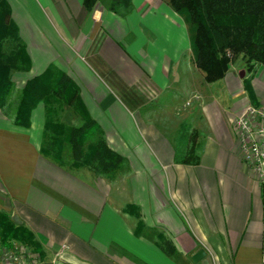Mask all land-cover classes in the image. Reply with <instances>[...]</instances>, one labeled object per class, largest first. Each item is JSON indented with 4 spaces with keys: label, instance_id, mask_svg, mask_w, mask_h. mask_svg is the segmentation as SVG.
<instances>
[{
    "label": "crops",
    "instance_id": "obj_1",
    "mask_svg": "<svg viewBox=\"0 0 264 264\" xmlns=\"http://www.w3.org/2000/svg\"><path fill=\"white\" fill-rule=\"evenodd\" d=\"M7 2L31 62L28 72L12 74L16 90L50 64L64 71L124 161L113 178L74 170L41 153L43 104L27 128L0 109V211L33 233L43 257L264 264V187L234 131L236 115L253 105L243 71L205 82L185 22L163 0H132L125 16L98 3L88 11L84 0ZM251 86L264 105V68ZM184 150L197 162L184 161ZM129 205L139 217L124 210ZM161 237L175 255L162 250ZM201 249L205 256L194 262Z\"/></svg>",
    "mask_w": 264,
    "mask_h": 264
},
{
    "label": "trees",
    "instance_id": "obj_2",
    "mask_svg": "<svg viewBox=\"0 0 264 264\" xmlns=\"http://www.w3.org/2000/svg\"><path fill=\"white\" fill-rule=\"evenodd\" d=\"M163 1L185 22L192 60L205 82L221 80L238 60L245 70L252 71L255 64L264 67V0ZM84 3L88 11L100 3L121 16L133 7L132 0H84ZM30 69V58L11 19L9 3L0 0V109L8 113L14 108V124L27 128L31 112L43 104L45 120L40 147L43 155L71 168H88L104 177L119 175L123 157L106 143L81 100L78 85L50 64L42 73L28 79L18 93L12 74ZM255 72L245 76L243 82L252 104L257 106L251 86ZM64 112L74 115L78 124L61 122ZM197 160L196 157L193 162ZM134 208V212L132 208L126 211L139 217L138 209ZM160 240L162 250L175 255L174 246L165 238ZM12 242L27 246L43 257L33 233L0 211V244L11 246Z\"/></svg>",
    "mask_w": 264,
    "mask_h": 264
},
{
    "label": "built area",
    "instance_id": "obj_3",
    "mask_svg": "<svg viewBox=\"0 0 264 264\" xmlns=\"http://www.w3.org/2000/svg\"><path fill=\"white\" fill-rule=\"evenodd\" d=\"M234 130L242 160L252 167L264 187V105H249L236 115ZM65 248L63 246V250ZM60 254L42 259L17 242H12L11 246L0 244V264H62Z\"/></svg>",
    "mask_w": 264,
    "mask_h": 264
},
{
    "label": "rangeland",
    "instance_id": "obj_4",
    "mask_svg": "<svg viewBox=\"0 0 264 264\" xmlns=\"http://www.w3.org/2000/svg\"><path fill=\"white\" fill-rule=\"evenodd\" d=\"M98 4H100V3H98ZM244 64H242L241 63V60H238L232 67H231V69H237V71L238 72H241V70L243 71V73H242V79L245 77V76H250L251 75V73H252V71L254 70H256V72H255V74H254V77H255V75H256V73L259 71V69H261V68H264V67H260L259 65H257V64H255L254 65V69H252V71H250V70H245V67L243 66ZM253 79V78H252ZM20 89H18L17 90V92L19 91ZM19 93V92H18ZM187 106V105H186ZM258 106V105H257ZM183 110H184V108H182ZM183 110H181V111H183ZM9 112V114L10 115H13V117H14V108H12L11 107V109H10V111H8ZM65 113H67V114H64L63 116H62V119H61V122H63L64 124H66V125H77L78 124V121H77V119L75 118V116L74 115H72V114H69L68 112H65ZM190 130H185V129H183L182 130V133H184V134H186V135H189L190 134V136H192V132H189ZM235 131V130H234ZM194 133V132H193ZM184 139V138H183ZM187 139V138H186ZM191 139L192 138H190L189 140H190V142H191ZM187 141V143H189L188 142V140H186ZM184 147H187V149H189V148H191L190 147V145L188 144V146H187V144L184 146ZM191 150H192V148H191ZM187 151L188 150H184V152H183V158H185L184 160L185 161H192L193 162V160L194 159H196V155H195V153L194 152H191V153H187ZM188 157H189V160H188ZM69 167V166H68ZM71 168V167H70ZM72 169H74V170H78L79 168H72ZM88 169V168H87ZM132 208V210H133V212H134V207L135 206H133V205H129V206H127L124 210H126V209H131ZM134 217H137L136 216V214L135 213H131ZM138 223V222H137ZM22 245V244H21ZM22 246H24V245H22ZM24 247H27V246H24ZM29 249V248H28ZM30 250V252L31 253H34L35 255H36V257H38V258H44V257H42L41 255H39V254H37L36 252H32V250L31 249H29ZM45 259V258H44ZM62 264H66V263H62Z\"/></svg>",
    "mask_w": 264,
    "mask_h": 264
},
{
    "label": "water",
    "instance_id": "obj_5",
    "mask_svg": "<svg viewBox=\"0 0 264 264\" xmlns=\"http://www.w3.org/2000/svg\"><path fill=\"white\" fill-rule=\"evenodd\" d=\"M13 220L16 221V222H20L18 221V219L16 217H13ZM205 251L204 250H199L197 251L193 256H192V260L194 262H198L199 260H201L204 256H205Z\"/></svg>",
    "mask_w": 264,
    "mask_h": 264
}]
</instances>
